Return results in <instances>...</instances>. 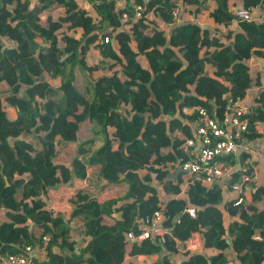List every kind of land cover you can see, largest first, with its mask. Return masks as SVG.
Instances as JSON below:
<instances>
[{
  "label": "trees",
  "instance_id": "1",
  "mask_svg": "<svg viewBox=\"0 0 264 264\" xmlns=\"http://www.w3.org/2000/svg\"><path fill=\"white\" fill-rule=\"evenodd\" d=\"M227 1L150 0L146 12L165 21L181 4L183 18L188 12L195 19L207 13L216 26L209 30L197 20L187 21L168 34L144 19L123 18L118 0H85L90 10L81 0H39L34 5L31 0H0V253L18 252L26 242L41 244L49 234L47 253L35 264H131L125 260L128 253L159 255L153 264H177L173 258L183 248L180 242L200 232L205 237L202 249L182 251L180 264H264V186L246 191L242 203L233 190L244 173L254 174L245 163L250 153L220 157L225 165L240 166L222 183L188 184L187 173L175 175L180 168L177 160L186 155L172 133L178 127L190 135L191 123L198 121L197 112L183 111L186 106L202 105L221 117L229 98L246 99L248 90L258 87L243 142L264 138L259 129L264 124V72L251 65L253 57L264 63V19L241 21L225 9ZM242 2L252 11L264 6V0ZM235 20L238 32L232 28ZM221 27L229 28V42L218 36ZM110 35L116 46L105 43ZM97 43L103 56L119 62L129 78L121 94L110 91L120 80L117 70L97 77L108 63L88 62ZM141 55L147 57L148 68L139 61ZM76 65L95 89L82 114L77 109L89 99L76 85ZM58 77L61 84L53 86L49 79ZM102 95L112 108L100 114L95 108ZM118 102L133 104L136 114L129 118L117 112L113 107ZM138 113L150 118L141 137L127 143L124 135L138 125ZM162 113L179 114L170 122L172 133L167 132ZM96 114L103 116L104 144L93 150L96 162L102 163L100 177L118 184L124 176L127 194L99 203L102 190L94 194L79 190L65 217L50 210L44 196L62 181L72 180L73 174L85 178L89 162L76 159L71 167L57 163L58 144L77 141L79 124L93 121ZM107 127L115 128L112 135L106 133ZM33 128L41 142L35 145L20 135ZM81 145L94 146V141ZM191 206L197 216L175 225V218ZM157 210H162L164 225L171 229L166 254L152 239L137 244L126 237L131 229L139 232L142 220ZM232 222L237 230L229 241Z\"/></svg>",
  "mask_w": 264,
  "mask_h": 264
},
{
  "label": "crops",
  "instance_id": "2",
  "mask_svg": "<svg viewBox=\"0 0 264 264\" xmlns=\"http://www.w3.org/2000/svg\"><path fill=\"white\" fill-rule=\"evenodd\" d=\"M39 0H31L32 4H37ZM83 2V6H85L86 9L90 10V5H86L85 0H81ZM132 0H118L117 2V6L118 8L122 9L123 6L125 5H130L131 6ZM85 4V5H84ZM225 9L227 11L233 12L235 9H239L243 7V2L242 0H229L227 1V3L225 4ZM192 7H190L189 9H191ZM254 15H255V22H259V20L264 19V6L259 5L258 7H256L254 10ZM207 17V13H205L204 15H202L201 17L196 18V15H193L192 12H188L186 15L184 14V18H183V22H187V21H194L197 20L198 23L206 26L209 30H215L216 26H214V24H212L210 21H208ZM147 23L153 27H157V28H161L165 31H167L168 34H170L171 30L173 27L176 26V24L173 23H165L163 19H161L160 17H155L152 13H148V19L146 20ZM46 22V20L44 21ZM182 22V23H183ZM235 22L237 23L236 25H233L232 28L234 29V31L236 30V32H238L239 30V23L238 20H235ZM236 26V27H235ZM218 29V28H217ZM220 32L218 34L219 37H223L226 39V42L230 40L227 38L228 36L231 35V33L229 32V28L226 27H221L219 28ZM218 29V30H219ZM110 37L112 38L113 36L110 35ZM228 39V40H227ZM3 41V39H2ZM39 41L42 42V39H39ZM61 41L63 43H65L64 38H61ZM112 45L116 46V42L111 39ZM114 43V44H113ZM99 44L97 43L96 45L92 46L90 49V54L88 56V62L91 65H102L103 62H107L108 65H106V67H104V64L100 67L99 71L96 72V76L97 77H101V76H106V75H111L114 70L118 71V75H120V80L117 81V83L114 84L113 89H110V91L116 92L117 94H121L124 92V88L126 86H129L130 81L129 78H126L125 75L123 74V67L121 66V64L119 62H116L113 59H108L105 58V56H103L102 52L103 50L101 48H99ZM258 63H261L262 61L260 59H257ZM139 61L144 65V67L148 68L149 64H148V59L145 55H141L139 56ZM263 63V62H262ZM117 65V66H115ZM263 68V72H264V63L261 65ZM257 70V69H256ZM74 74H75V82L76 85L78 86V88L80 89L81 92H83L86 97L89 99L86 105L80 106L77 109V114H82L84 113L86 110H88L90 103L92 101H90L91 99H93L95 97V89L94 86L88 82L85 78V76L83 75L80 67L78 65H76L74 67ZM49 82L53 85V86H59L61 84V78H50ZM256 88V87H253ZM253 88H251L253 90ZM258 88V87H257ZM250 89V91H251ZM257 92L254 93L251 91V97H249V106L254 102V97L256 96V94L258 93V90H256ZM109 98H107L106 96L102 95L100 97H98L97 101H98V108L96 107V112L97 113H105L108 109L112 108V105H110L108 103ZM133 104H125L123 102H118L113 108L114 110H116L119 113H122L125 116H129V118H132L136 112L133 111ZM187 107V106H186ZM184 107V108H186ZM183 108V111L187 114H192L194 112H196L195 110H190V111H185ZM189 109H191L190 107H187ZM193 108V107H192ZM12 113L11 116L15 115L13 114L14 112H10ZM137 115H139L138 119H139V123L138 125L131 130L130 132L126 133L124 135V140L127 143L132 142L134 139L140 138L141 137V133L143 131V129L145 128L146 122L149 120L150 115L146 114V113H138ZM103 116L96 114L95 118L93 121L91 122H81L79 124V130H78V140L77 141H62L61 146H60V153L57 157V163L59 164H64L67 165L69 167H71L73 165L74 160L79 159L82 161H86L88 163L87 165V175L85 178L80 179L78 177L75 176V174H73V179L69 180V181H62L61 183L57 184L55 187L50 188L48 193L44 196V200L46 201L48 208L54 212L57 213H62L63 216L68 217L69 213L71 212V207L69 205V201L71 198H73L75 196V194L79 191V190H87L89 193L94 194L99 190L103 191V195L101 197L100 200H96L99 203L102 202H107L110 200H119L122 199L126 194H127V190H128V183L126 181H124V176H123V180L121 181V183L118 184H114V183H109L105 180H103L100 177V173H99V167L101 166L102 163L100 162H96L94 156H93V150L94 149H99L103 146L104 144V136H103V132H102V122H101V118ZM175 117H179V114L177 116H171L165 113H162V115L160 116V118L164 121H166L167 123V132L168 133H172L171 129H170V122L175 118ZM183 118L180 119L181 122L184 123ZM152 121H155L152 119ZM191 129L190 132L191 134H186L184 132H182L178 127L175 129V132L172 133V137L173 140L178 139L182 142V139L185 136H192L195 128H196V122L195 123H191ZM114 127H107L106 128V133L109 135H112V133L114 132ZM259 129L260 131H264V124L260 123L259 125ZM21 138L25 139L26 141H28L29 143H32L33 145L37 144V135L36 132L34 130V128L32 130H25L23 131L21 134ZM111 137V136H110ZM92 139L94 141V146L93 145H84L82 146V142H85L87 140ZM247 143V142H244ZM119 144V141H117L116 145ZM248 146L250 147L251 152H254L255 158L253 161V165H254V169L255 172L258 175V181L256 183H248L245 185V193L246 191L250 190L253 187H259V186H264V163L262 160V156H261V152L264 150V138L262 139H258L255 142L248 143ZM260 152V153H259ZM31 156L32 155V151L29 152ZM180 160H177V164ZM236 168H240L239 167H235L233 168L234 171L236 170ZM142 176L144 174V171L140 170ZM17 177V175H15ZM228 177L222 179L221 181H217L216 183H222L223 181L227 180ZM160 185V183L157 184V186ZM161 192L162 190L159 189ZM230 198V197H229ZM2 212V211H1ZM0 212V214H1ZM116 217H119L116 215ZM2 221L0 219V225H1ZM233 223V222H232ZM231 223H229L230 225ZM171 231V229H170ZM231 237H229V241H230ZM34 243V242H33ZM37 244V243H35ZM204 244V242H203ZM202 244V247H203ZM202 247L198 250H201ZM36 257L37 259H41V254L40 251H38V245L36 246ZM179 253L182 255V252L179 251ZM179 254V255H180ZM179 255L174 256V260L177 264H180L182 262V259L180 258ZM160 256L155 255V256H150L147 255L145 253H138V254H130L128 253L125 257L126 261H129L131 264H153L154 261L159 260ZM84 264H88V263H84Z\"/></svg>",
  "mask_w": 264,
  "mask_h": 264
},
{
  "label": "built area",
  "instance_id": "3",
  "mask_svg": "<svg viewBox=\"0 0 264 264\" xmlns=\"http://www.w3.org/2000/svg\"><path fill=\"white\" fill-rule=\"evenodd\" d=\"M149 1L132 0L131 6H123V18L129 19L131 17L133 20H147L148 13L146 12V7ZM234 14L241 21L255 20L254 12L251 9L244 7L235 9ZM182 15L183 8L181 4H178L172 8L169 20L164 22L177 25L184 21ZM111 39L110 36H107L105 43H110ZM257 59L259 58L253 57L251 59V65L254 69L263 71L261 66L263 63H258ZM256 90H258L257 87L253 88V90L251 89L254 93L257 92ZM251 91L250 89L248 90L246 99H240L237 102L229 98L221 117L213 115L207 107L202 105L191 109L184 108L186 112L195 110L198 113V121L196 122L193 135L185 136L181 142V149L186 155V159L179 161V167L191 177L188 184L195 182L214 184L226 177H230L234 170L233 168L236 166L225 165L220 160V157L233 154L239 158L238 155L242 151L251 152L248 143L243 142L244 133L249 128L247 113L249 111V97L252 95ZM36 138L37 142L41 143L39 137L37 136ZM58 145L60 147L61 143ZM32 155V157H36L37 152L32 151ZM261 156L264 163V150L261 152ZM254 158V152L250 153V157L247 158L245 163L254 168ZM257 181L258 175L254 169V174L244 173L240 181L233 185V190L240 195L238 203L244 201L243 194L245 193V185L248 183H256ZM196 216V208L193 206L188 207L175 218V225H185L189 218H195ZM170 235V229L164 225V214L162 210L155 211L151 217H145L142 220V229L139 232L131 229L126 233L127 239L137 244L152 239L159 245L160 252L164 254L169 253L168 240ZM50 239L51 236L47 234L43 237L41 244L26 242L18 252L0 253V264H35L37 259L35 252L36 246L38 245V251H40L41 257L43 258L47 253ZM204 239V235L200 232L191 233L188 240L180 242L183 243L181 252H194L200 249Z\"/></svg>",
  "mask_w": 264,
  "mask_h": 264
},
{
  "label": "rangeland",
  "instance_id": "4",
  "mask_svg": "<svg viewBox=\"0 0 264 264\" xmlns=\"http://www.w3.org/2000/svg\"><path fill=\"white\" fill-rule=\"evenodd\" d=\"M230 227H231L230 228L231 229V233L229 234V237H232L233 234L236 233V230H237L236 223L234 222V223L230 224Z\"/></svg>",
  "mask_w": 264,
  "mask_h": 264
},
{
  "label": "water",
  "instance_id": "5",
  "mask_svg": "<svg viewBox=\"0 0 264 264\" xmlns=\"http://www.w3.org/2000/svg\"><path fill=\"white\" fill-rule=\"evenodd\" d=\"M181 171H183V170L181 168H179L175 175H178Z\"/></svg>",
  "mask_w": 264,
  "mask_h": 264
}]
</instances>
